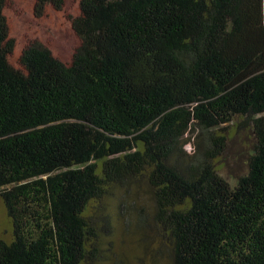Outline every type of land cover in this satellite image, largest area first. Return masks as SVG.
Wrapping results in <instances>:
<instances>
[{
  "label": "trees",
  "instance_id": "16d2710c",
  "mask_svg": "<svg viewBox=\"0 0 264 264\" xmlns=\"http://www.w3.org/2000/svg\"><path fill=\"white\" fill-rule=\"evenodd\" d=\"M8 1L0 196L13 239H0V264L93 262L90 203L142 176L173 264H264V0H74L72 61L32 39L20 68ZM50 8L68 0H34L36 17ZM242 116L255 142L234 186L216 160Z\"/></svg>",
  "mask_w": 264,
  "mask_h": 264
},
{
  "label": "rangeland",
  "instance_id": "374dc122",
  "mask_svg": "<svg viewBox=\"0 0 264 264\" xmlns=\"http://www.w3.org/2000/svg\"><path fill=\"white\" fill-rule=\"evenodd\" d=\"M34 0H9L5 13L16 47L9 60L20 66L23 49L32 39L50 47L54 55L69 63L79 40L69 14H79L78 3L68 0L65 13L50 8L42 17L34 14ZM228 136L227 154L216 160L221 175L234 186L249 172V156L254 144L251 121L237 117L224 126ZM184 149L194 152L189 141ZM134 180V181H133ZM125 186L114 185L102 200L90 203L88 212L98 222L99 252L89 264H173V248L167 232L157 222L156 205L148 178L133 179ZM1 191V189H0ZM0 239H13V224L0 196Z\"/></svg>",
  "mask_w": 264,
  "mask_h": 264
}]
</instances>
